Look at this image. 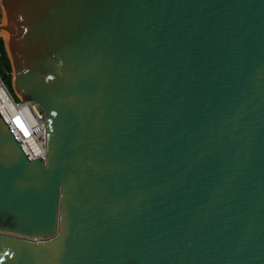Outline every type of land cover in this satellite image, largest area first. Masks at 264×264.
<instances>
[{"label":"water","instance_id":"1","mask_svg":"<svg viewBox=\"0 0 264 264\" xmlns=\"http://www.w3.org/2000/svg\"><path fill=\"white\" fill-rule=\"evenodd\" d=\"M32 159L0 110V264H264V0H0Z\"/></svg>","mask_w":264,"mask_h":264},{"label":"built area","instance_id":"2","mask_svg":"<svg viewBox=\"0 0 264 264\" xmlns=\"http://www.w3.org/2000/svg\"><path fill=\"white\" fill-rule=\"evenodd\" d=\"M0 110L32 159L44 158L45 118L40 107L13 96L0 77Z\"/></svg>","mask_w":264,"mask_h":264},{"label":"trees","instance_id":"3","mask_svg":"<svg viewBox=\"0 0 264 264\" xmlns=\"http://www.w3.org/2000/svg\"><path fill=\"white\" fill-rule=\"evenodd\" d=\"M0 77L5 83L7 89L11 92V65L7 56V52L5 50V43L2 37H0Z\"/></svg>","mask_w":264,"mask_h":264},{"label":"rangeland","instance_id":"4","mask_svg":"<svg viewBox=\"0 0 264 264\" xmlns=\"http://www.w3.org/2000/svg\"><path fill=\"white\" fill-rule=\"evenodd\" d=\"M1 18H2V19H1ZM1 18H0L1 23H2V24H5V23H6V18H5V16L3 15V17H1ZM0 37H2L3 40H4V42H5L6 34H5V31H4L3 29H0ZM11 93H12V95L14 96L12 90H11Z\"/></svg>","mask_w":264,"mask_h":264},{"label":"bare ground","instance_id":"5","mask_svg":"<svg viewBox=\"0 0 264 264\" xmlns=\"http://www.w3.org/2000/svg\"><path fill=\"white\" fill-rule=\"evenodd\" d=\"M3 17V16H2ZM2 19V18H1ZM5 34H6V31H5ZM6 39V38H5Z\"/></svg>","mask_w":264,"mask_h":264}]
</instances>
